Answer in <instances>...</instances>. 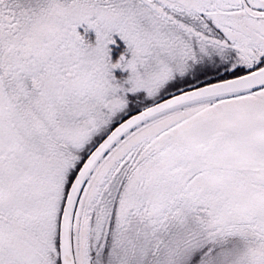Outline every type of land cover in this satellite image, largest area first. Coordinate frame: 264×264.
<instances>
[{
  "label": "snow or ice",
  "instance_id": "6c2138e0",
  "mask_svg": "<svg viewBox=\"0 0 264 264\" xmlns=\"http://www.w3.org/2000/svg\"><path fill=\"white\" fill-rule=\"evenodd\" d=\"M0 264H264V0H0Z\"/></svg>",
  "mask_w": 264,
  "mask_h": 264
}]
</instances>
